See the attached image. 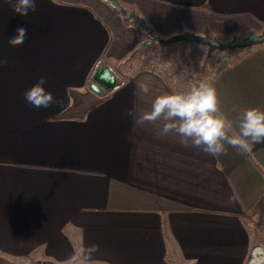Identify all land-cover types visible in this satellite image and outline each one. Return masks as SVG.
<instances>
[{
  "label": "crops",
  "instance_id": "1",
  "mask_svg": "<svg viewBox=\"0 0 264 264\" xmlns=\"http://www.w3.org/2000/svg\"><path fill=\"white\" fill-rule=\"evenodd\" d=\"M115 1L123 12L110 0H36L19 16L0 0L9 60L0 68V253L69 264L83 243L99 246L97 264H251L258 246L245 217L264 210V142L213 157L175 134L156 138L127 113L172 93L137 50L132 17L158 39L189 31L228 41L264 31V0ZM20 27L23 44L9 46ZM231 57L211 83L238 131L244 109H264V43ZM110 67L124 75L113 90ZM100 72L107 84L95 81ZM42 76L57 103L35 108L24 93ZM94 82L103 94L68 111Z\"/></svg>",
  "mask_w": 264,
  "mask_h": 264
},
{
  "label": "clouds",
  "instance_id": "2",
  "mask_svg": "<svg viewBox=\"0 0 264 264\" xmlns=\"http://www.w3.org/2000/svg\"><path fill=\"white\" fill-rule=\"evenodd\" d=\"M11 4L13 13L27 16L35 11L36 0H5ZM28 35L25 27L16 29L15 36L8 40L9 46L17 47L23 44ZM9 60L0 55V68L7 66ZM46 78L25 91L24 98L35 108H48L57 103L50 91L44 85ZM138 90L147 96L150 92L148 83L140 82ZM217 89L212 83L200 81L183 92L158 94L152 99L150 110L131 116L136 126L145 123L156 127V138H164L175 134L184 147L202 150L213 157L226 153L231 146L240 152H247L254 143L264 142V109L250 107L243 110L238 120V131H234L233 121L222 111ZM100 249L96 244L81 243L71 257L69 264H97ZM107 264V262H105ZM251 264H264V245L255 248Z\"/></svg>",
  "mask_w": 264,
  "mask_h": 264
},
{
  "label": "rangeland",
  "instance_id": "3",
  "mask_svg": "<svg viewBox=\"0 0 264 264\" xmlns=\"http://www.w3.org/2000/svg\"><path fill=\"white\" fill-rule=\"evenodd\" d=\"M118 5L120 6V4H118ZM111 7H112V5H111ZM120 11H121V6H120V10L118 12H120ZM121 12H123V11H121ZM136 21L137 20H135L132 17V23L135 22V24H137V26L142 31L141 33L144 35L143 39H145L147 37V35L145 34V33H147L150 36V37H147V38H149L153 43H159L158 38H156L154 36H151V34L147 31V29L144 28L142 25H140L138 23V21L137 22ZM138 27H136V28L138 29ZM154 39L156 40V42H154ZM221 41H224V40H221ZM178 47H179V44L176 43V42L168 44V45H165V47L163 48L164 49V54L159 55L158 57H155V58H151L152 57L151 56V52L149 51L148 48H144L142 50H139V52L146 57V59L148 61V64H149L148 65V69L156 70V69H154V68H156L154 66L165 67L166 68V66H164L165 60L168 63H170V64L174 63V65L178 66V62H177V59H178V54H177L178 53ZM236 52H238V51H233V50L230 51V50H227V49L226 50L216 51L214 53V55H213V61L216 63V67H206V68H204L202 70L201 73L199 72V70L198 71L193 70L190 74H188L186 71H182V68H180L179 71L181 73H183V75L186 76L191 81L192 84H196V83H198L200 81H206V82H210L211 83L213 81V79L219 74V72L223 68H225V67H223V65L225 66V64L227 62L231 63V61H230V59H232L231 56L234 55ZM110 68L114 72V74L116 75L115 85H116V87H118L119 85H121L123 83L124 75L121 74V73H118L117 70L114 69V67H110ZM157 69H160V68H157ZM161 69L163 70V68H161ZM179 82H181V80ZM187 88H188L187 84L182 87L183 91L187 90ZM96 96H101V95H96ZM95 100H97L96 97L93 98L89 102V104H87L86 106L82 107V111L81 112H74L73 114H77V113L79 114V113L84 112L89 107V105ZM257 144L258 143H256V145ZM262 206L264 207L263 204H262ZM245 223H247V225H249V227L251 228V237L253 238V244H255L254 246L255 247H257V246L260 247L261 245H264V240H262L261 236H260V234H262V233L264 234V210L261 209V211H258V212L254 211L253 213H250L249 215H247V217H245ZM0 258H2L3 261L8 262L10 264H15L14 261H12L11 259L7 258L5 255H3L1 253H0ZM249 260H250V258H249ZM249 260H248V257H247V261H249ZM19 264H42V261H40V260H34V261H31V262L30 261H25L24 263H19Z\"/></svg>",
  "mask_w": 264,
  "mask_h": 264
},
{
  "label": "trees",
  "instance_id": "4",
  "mask_svg": "<svg viewBox=\"0 0 264 264\" xmlns=\"http://www.w3.org/2000/svg\"><path fill=\"white\" fill-rule=\"evenodd\" d=\"M144 24V22H143ZM144 27L149 30L145 24ZM150 32V31H148ZM138 38L140 40V43L145 41L143 39V34L139 31H137ZM179 44L178 47V66L173 64L168 63L165 60L164 66L165 67H158L155 66L156 70L155 71L159 76L165 81L169 89L175 93V92H183L182 87L187 84L189 89L193 84L191 81L183 75L179 71L180 68H182V71H186L188 74H190L193 70H196L201 73L202 70L206 67H216V63L213 61V55L216 51L212 52L210 55H206V47H204L201 44L195 43V42H190V41H178L176 42ZM165 45H161L160 43H150L149 45L143 46L140 50L144 48H148L149 51L151 52V58L158 57L159 55L164 54V48ZM252 47V46H250ZM241 49H233V51H239ZM229 64L228 62L225 64ZM224 67V65H223ZM160 68V69H157ZM163 68V70L161 69ZM181 80V82H179ZM185 82H184V81ZM85 96V95H84ZM75 105L70 108L68 111H71L72 113L74 112H81L82 109H77L79 105L81 104V97L83 95L81 94H75ZM263 143V142H261ZM259 144V143H258ZM261 239L264 240V234H260ZM0 264H10L8 262H5L0 258ZM42 264H48L47 262H42Z\"/></svg>",
  "mask_w": 264,
  "mask_h": 264
},
{
  "label": "water",
  "instance_id": "5",
  "mask_svg": "<svg viewBox=\"0 0 264 264\" xmlns=\"http://www.w3.org/2000/svg\"><path fill=\"white\" fill-rule=\"evenodd\" d=\"M110 3L112 5V9L115 12H118L120 10V6L118 5L117 1L110 0ZM138 21V20H137ZM140 25L144 27V24L142 21H138ZM159 43L161 45H168L174 42L178 41H190L195 42L198 44L203 45L206 47V55H210L214 51H220V50H233V49H241V48H247L250 46L260 45L264 43V31L259 33H254L253 31H250L247 35L244 37L240 36H233L228 41H221L217 38L210 37L207 34L203 35H197L194 33H191L189 31H184L179 34L171 35L168 38L165 39H158ZM152 43L150 39H147L139 44L137 47V50H140L143 46L149 45ZM95 81L102 82L104 84L108 83V79L104 73H97L94 76ZM113 86V85H112ZM111 86V87H112ZM110 87V88H111ZM90 90L93 93H89L83 97H81V104L77 109H82V107L89 104V102L95 98L94 95H102L103 94V87L96 84L95 82L90 85Z\"/></svg>",
  "mask_w": 264,
  "mask_h": 264
},
{
  "label": "built area",
  "instance_id": "6",
  "mask_svg": "<svg viewBox=\"0 0 264 264\" xmlns=\"http://www.w3.org/2000/svg\"><path fill=\"white\" fill-rule=\"evenodd\" d=\"M145 34L147 35V37H150L149 34H147V33H145ZM148 39H149V38H148ZM154 42H156L155 39H154ZM96 65H97V63L95 64V66H96ZM115 87H116V85H113V86L111 87V89H112V88H115Z\"/></svg>",
  "mask_w": 264,
  "mask_h": 264
}]
</instances>
